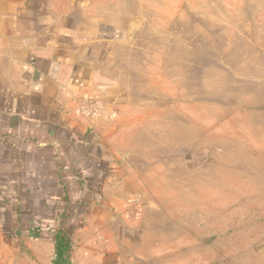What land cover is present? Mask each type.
<instances>
[{
    "label": "rangeland",
    "instance_id": "obj_1",
    "mask_svg": "<svg viewBox=\"0 0 264 264\" xmlns=\"http://www.w3.org/2000/svg\"><path fill=\"white\" fill-rule=\"evenodd\" d=\"M95 1L109 117L82 155L131 176L132 211L105 233L115 246L88 249L100 264H264V0ZM5 232L28 255L34 232Z\"/></svg>",
    "mask_w": 264,
    "mask_h": 264
},
{
    "label": "crops",
    "instance_id": "obj_2",
    "mask_svg": "<svg viewBox=\"0 0 264 264\" xmlns=\"http://www.w3.org/2000/svg\"><path fill=\"white\" fill-rule=\"evenodd\" d=\"M97 5L95 0H0L3 264H52L51 236L60 229L76 230L71 264H100L87 241L97 248L115 246L105 233L129 223L131 195L123 185L131 176L105 161L108 172L93 173L101 161L82 155H93L88 148L105 132L99 121L109 117L98 99L100 89L107 88L98 83L107 60L99 58V44L112 39ZM94 145L96 156L99 145ZM8 230L34 232L26 239L28 255L13 247L11 233L8 242L3 233Z\"/></svg>",
    "mask_w": 264,
    "mask_h": 264
},
{
    "label": "trees",
    "instance_id": "obj_3",
    "mask_svg": "<svg viewBox=\"0 0 264 264\" xmlns=\"http://www.w3.org/2000/svg\"><path fill=\"white\" fill-rule=\"evenodd\" d=\"M70 239L61 229L53 235L55 256L52 264H71L72 243Z\"/></svg>",
    "mask_w": 264,
    "mask_h": 264
}]
</instances>
